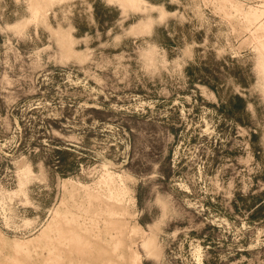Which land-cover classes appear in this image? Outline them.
<instances>
[{"label":"rangeland","instance_id":"obj_1","mask_svg":"<svg viewBox=\"0 0 264 264\" xmlns=\"http://www.w3.org/2000/svg\"><path fill=\"white\" fill-rule=\"evenodd\" d=\"M0 264H264V0H0Z\"/></svg>","mask_w":264,"mask_h":264}]
</instances>
